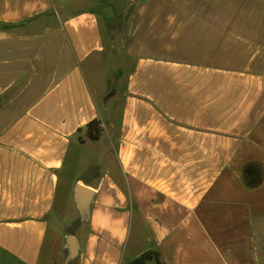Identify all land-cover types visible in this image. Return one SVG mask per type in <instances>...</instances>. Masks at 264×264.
<instances>
[{
	"label": "crops",
	"instance_id": "crops-1",
	"mask_svg": "<svg viewBox=\"0 0 264 264\" xmlns=\"http://www.w3.org/2000/svg\"><path fill=\"white\" fill-rule=\"evenodd\" d=\"M147 251L264 264V0H0V264Z\"/></svg>",
	"mask_w": 264,
	"mask_h": 264
},
{
	"label": "water",
	"instance_id": "water-1",
	"mask_svg": "<svg viewBox=\"0 0 264 264\" xmlns=\"http://www.w3.org/2000/svg\"><path fill=\"white\" fill-rule=\"evenodd\" d=\"M93 197V189L81 184H76L74 188V199L83 221L88 220L90 217L91 203ZM66 247L68 249L66 263H69L70 261L77 258L79 254V244L76 236H69L67 238Z\"/></svg>",
	"mask_w": 264,
	"mask_h": 264
},
{
	"label": "trees",
	"instance_id": "trees-1",
	"mask_svg": "<svg viewBox=\"0 0 264 264\" xmlns=\"http://www.w3.org/2000/svg\"><path fill=\"white\" fill-rule=\"evenodd\" d=\"M102 133H103V128L101 125V121L99 119H94L88 124L87 134L89 138L93 140H97L102 136ZM153 257L158 258L156 252L147 251L129 264H146L147 261L152 259ZM158 264H161L159 260H158Z\"/></svg>",
	"mask_w": 264,
	"mask_h": 264
},
{
	"label": "rangeland",
	"instance_id": "rangeland-1",
	"mask_svg": "<svg viewBox=\"0 0 264 264\" xmlns=\"http://www.w3.org/2000/svg\"><path fill=\"white\" fill-rule=\"evenodd\" d=\"M119 16V17H118ZM121 16H123L122 14H116V15H114V14H112V13H106V15H105V19L107 20V22H108V24L110 25V24H112L113 23V20L114 21H118V23H119V19H120V17ZM114 18V19H113ZM113 19V20H112ZM121 20V19H120ZM117 23V24H118ZM114 24V23H113ZM110 30V32H114V31H117V29H109Z\"/></svg>",
	"mask_w": 264,
	"mask_h": 264
}]
</instances>
